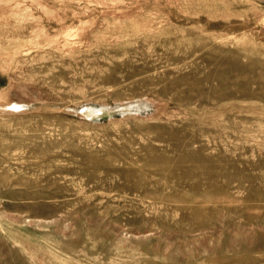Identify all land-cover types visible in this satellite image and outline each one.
Returning a JSON list of instances; mask_svg holds the SVG:
<instances>
[{
    "label": "rangeland",
    "instance_id": "374dc122",
    "mask_svg": "<svg viewBox=\"0 0 264 264\" xmlns=\"http://www.w3.org/2000/svg\"><path fill=\"white\" fill-rule=\"evenodd\" d=\"M0 264H264V0H0Z\"/></svg>",
    "mask_w": 264,
    "mask_h": 264
}]
</instances>
